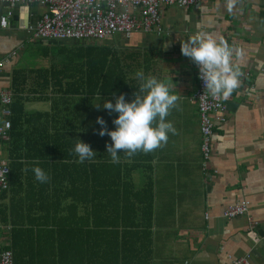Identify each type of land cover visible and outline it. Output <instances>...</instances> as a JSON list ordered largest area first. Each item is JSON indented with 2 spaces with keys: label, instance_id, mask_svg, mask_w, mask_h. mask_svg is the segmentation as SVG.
<instances>
[{
  "label": "crops",
  "instance_id": "0c3cea01",
  "mask_svg": "<svg viewBox=\"0 0 264 264\" xmlns=\"http://www.w3.org/2000/svg\"><path fill=\"white\" fill-rule=\"evenodd\" d=\"M7 11L11 15L0 27V91L10 92L13 71L29 72L17 84L24 102L14 107L12 99L9 140L0 142L9 170L0 194V223L8 229L2 242L13 264H228L238 258L264 264V0L164 7L160 33L92 43L114 53L112 74L125 75L120 85L129 91L126 102L139 89L138 71L180 97L166 117L173 129L167 143L132 157L121 151L119 163L106 152L112 141L98 135L97 123L101 117L108 131L115 130L108 115L114 120L118 113L103 103L114 104L116 97L93 93L55 103L61 99L57 80L48 78L66 59L57 53L59 42L35 40L26 31L43 7L0 3V17ZM198 31L226 41L242 73L224 100L223 123L213 129L206 174L193 100L196 67L180 51ZM79 140L96 153L83 163L74 152ZM34 167L48 182L35 179ZM109 186L118 189L111 195ZM143 188L150 192L143 195L144 204L151 202L150 218L136 207L134 195ZM243 201L248 206L242 216H222L224 208Z\"/></svg>",
  "mask_w": 264,
  "mask_h": 264
},
{
  "label": "built area",
  "instance_id": "2783aa9c",
  "mask_svg": "<svg viewBox=\"0 0 264 264\" xmlns=\"http://www.w3.org/2000/svg\"><path fill=\"white\" fill-rule=\"evenodd\" d=\"M12 8L17 5L37 4L43 7L33 27L26 29L35 40L92 44L105 42L117 35L130 37L133 33L162 31L161 10L164 7L189 8L203 0H0ZM7 11L0 17L4 28ZM196 67V89L193 100L198 108L202 173L210 153V140L216 124L223 123L224 99L213 97L205 89ZM246 77V75H245ZM13 96L9 91H0V142H8L11 105ZM8 165L0 159V194L7 188ZM248 203L240 202L224 208L222 216L232 219L242 216ZM8 229L0 224V264H12L11 253L2 242ZM228 264H249L245 258L233 259Z\"/></svg>",
  "mask_w": 264,
  "mask_h": 264
},
{
  "label": "clouds",
  "instance_id": "9594fccd",
  "mask_svg": "<svg viewBox=\"0 0 264 264\" xmlns=\"http://www.w3.org/2000/svg\"><path fill=\"white\" fill-rule=\"evenodd\" d=\"M180 51L198 66L200 79L211 96L227 100L238 88L242 73L233 64L232 48L223 39L198 31L181 44ZM135 75L141 83L131 102H126L121 94L115 98L114 104L108 100L103 103L104 109L118 113L113 120L115 130L108 131L104 127L105 121L97 117V123L102 126L98 135L107 134L111 138L112 143L106 145V152L113 163H119L118 153L121 151L132 157L137 152L147 154L163 147L167 143L168 133L173 130L166 117L171 109L177 107L180 97L155 77H145L142 71ZM93 106L98 110L101 108L99 105ZM74 152L81 163L96 155L88 144L80 140L75 144ZM32 171L40 183L50 179L40 167H34Z\"/></svg>",
  "mask_w": 264,
  "mask_h": 264
},
{
  "label": "trees",
  "instance_id": "16d2710c",
  "mask_svg": "<svg viewBox=\"0 0 264 264\" xmlns=\"http://www.w3.org/2000/svg\"><path fill=\"white\" fill-rule=\"evenodd\" d=\"M56 44L58 47L57 53L64 56L66 61L65 63L61 64V70L56 73V76L50 75L48 78L50 81L54 79L57 80V93L61 99L55 100V103L62 101L65 96H74L78 98L80 96L87 95L90 97L93 95V93H99V95L105 96V99H110L121 94L124 95L129 93V91H123L120 85V83L126 81L125 75L119 74L114 78L112 74L114 72V66L116 65V62L115 58L113 59L114 53L109 47L96 44L84 45L70 42ZM118 63L119 60H117V64ZM63 71H69L71 74H64ZM28 75L29 72L13 71L11 73L10 93L13 97H15L14 107L17 103L24 102V100L19 99L18 97L22 94V91L17 89V84L24 83ZM102 89L104 90V94L102 93ZM65 102L69 103L70 101L66 100ZM56 116L58 117L59 121H64L65 119V116L63 115L58 114ZM108 121L109 123L113 121L111 115H108ZM106 189L108 191V188ZM115 189L117 190L118 188L109 186V192L111 195L112 193L114 194ZM146 192L150 194L149 188H143L138 192V194L135 193L134 197L136 198V207L141 208L142 211L148 213L150 218L151 202L147 201L145 204L143 202V195L146 194ZM140 196H142V199ZM5 249H8V247L5 246Z\"/></svg>",
  "mask_w": 264,
  "mask_h": 264
}]
</instances>
